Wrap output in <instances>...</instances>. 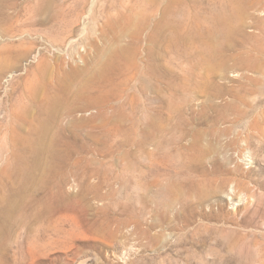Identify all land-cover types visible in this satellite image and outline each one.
Returning <instances> with one entry per match:
<instances>
[{
  "label": "rangeland",
  "instance_id": "obj_1",
  "mask_svg": "<svg viewBox=\"0 0 264 264\" xmlns=\"http://www.w3.org/2000/svg\"><path fill=\"white\" fill-rule=\"evenodd\" d=\"M0 264H264V0H0Z\"/></svg>",
  "mask_w": 264,
  "mask_h": 264
},
{
  "label": "bare ground",
  "instance_id": "obj_2",
  "mask_svg": "<svg viewBox=\"0 0 264 264\" xmlns=\"http://www.w3.org/2000/svg\"><path fill=\"white\" fill-rule=\"evenodd\" d=\"M241 3V2H240ZM246 11V10H245ZM244 12V11H243ZM216 13V12H215ZM244 14V13H243ZM221 17H222V22H225L226 23V25H227V28H234L235 26H233V23L234 22H236V21H238V19H241L242 20V17H243V15H242V11H241V6H239L238 7V9L236 10V12H233V13H230V14H225V13H223L222 15H221ZM167 23H169V21L167 20L166 21V24ZM169 25H170V23H169ZM231 30H233V29H231ZM175 32L176 33H179V30H178V28H175ZM46 127H47V125H46ZM168 168V167H167ZM156 177V176H155ZM154 178V177H153ZM153 181H155V182H160V181H158V178H156V179H154ZM167 185H165V186H163V187H161V192H163V193H165L166 191L168 192L169 191V193H170V191H171V187L170 188H168V187H166ZM172 186V185H171ZM166 194V193H165ZM168 212V211H167ZM175 213V212H174ZM126 256V255H125ZM124 257V256H123ZM122 257V258H123ZM124 258H126V257H124ZM127 259V258H126ZM124 260V259H123Z\"/></svg>",
  "mask_w": 264,
  "mask_h": 264
}]
</instances>
